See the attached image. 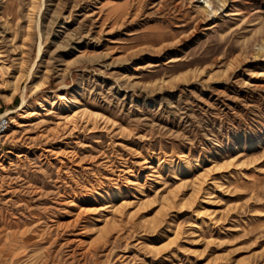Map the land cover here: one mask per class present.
Segmentation results:
<instances>
[{"label": "rangeland", "instance_id": "374dc122", "mask_svg": "<svg viewBox=\"0 0 264 264\" xmlns=\"http://www.w3.org/2000/svg\"><path fill=\"white\" fill-rule=\"evenodd\" d=\"M88 1L0 0V264H264V0Z\"/></svg>", "mask_w": 264, "mask_h": 264}, {"label": "bare ground", "instance_id": "6f19581e", "mask_svg": "<svg viewBox=\"0 0 264 264\" xmlns=\"http://www.w3.org/2000/svg\"><path fill=\"white\" fill-rule=\"evenodd\" d=\"M69 2H70V4H71V7H70V12H69V14L70 15H72L71 13H73V11H77V13H82L83 12V10L85 9V8H83V7H81V5L80 4H78V2H79V0H68ZM86 1V0H85ZM94 1V0H93ZM96 1V0H95ZM94 1V2H95ZM88 2H92V0H89ZM201 2H202V5H204L205 7H203V11H204V14H208V12H209V10H208V5L210 4L209 3V1L208 0H189V4L188 5H190L191 7H195L194 5H196V3H200L201 4ZM80 3H82V2H80ZM190 7V8H191ZM175 8H177V6H175ZM196 8V7H195ZM156 12H158V10L156 11ZM174 13V12H173ZM172 13V14H173ZM154 16H156V15H154ZM70 17V16H69ZM84 17V18H83ZM71 18V17H70ZM78 20H77V22H80V23H82V21H84V19H85V15L83 14V15H81V16H79L78 15ZM161 19V18H160ZM167 19V18H166ZM174 21V20H173ZM129 22V21H128ZM93 23V22H92ZM97 22H95V24H96ZM83 24V23H82ZM86 26V25H85ZM94 26V25H93ZM88 29V28H87ZM85 31V30H84ZM83 31V32H84ZM94 33H95V31H94ZM93 30H92V28H89L88 29V31H86V32H84L83 33V35H81V37H80V42H84L85 44H94V46H96V47H98V45H99V42L100 41H102V39H101V36L100 35H98V37H95L93 34ZM101 33V32H100ZM40 35H41V33H40ZM101 35H102V33H101ZM75 37H77V36H75ZM74 37V38H75ZM40 38H41V36H40ZM189 39L186 41L185 39H184V41L182 42H180L181 44H188V42L190 41V39H191V36L190 37H188ZM40 43H39V50H38V58H41L42 57V55H43V51H44V47H43V43H42V41L40 40L39 41ZM79 42V43H80ZM168 50V47H164L160 52H158V53H153V55H156V56H160L161 54H163V52H165V51H167ZM145 53H146V51H144V50H140V51H135V52H133V56L134 57H141V56H143V55H145ZM152 56V55H151ZM109 55L108 54H102V59H103V61L104 62H106V61H108L109 60ZM173 57V56H172ZM169 58V61L170 62H172V60L171 59H173V58ZM101 59V60H102ZM116 61V60H115ZM114 62V61H113ZM114 64V63H113ZM113 64H111V65H113ZM115 65V64H114ZM116 66V65H115ZM27 108V101H26V98L25 97H23V101H22V104H21V107L17 110V111H19V112H21L22 110H24V109H26ZM17 112H15V111H7V113L5 114V116H11V117H13V116H15V114H16ZM5 116H4V118H5ZM6 137H8V134L6 135ZM173 167V166H172ZM175 167V166H174Z\"/></svg>", "mask_w": 264, "mask_h": 264}, {"label": "built area", "instance_id": "2783aa9c", "mask_svg": "<svg viewBox=\"0 0 264 264\" xmlns=\"http://www.w3.org/2000/svg\"><path fill=\"white\" fill-rule=\"evenodd\" d=\"M9 126H10V120L8 117L0 119V150H1L2 145H3L2 144L3 139H4L7 131L9 130Z\"/></svg>", "mask_w": 264, "mask_h": 264}]
</instances>
